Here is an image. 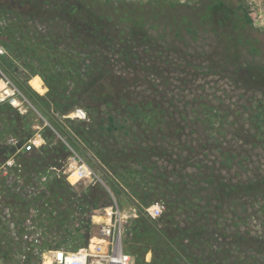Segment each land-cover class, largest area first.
<instances>
[{"label": "rangeland", "instance_id": "rangeland-1", "mask_svg": "<svg viewBox=\"0 0 264 264\" xmlns=\"http://www.w3.org/2000/svg\"><path fill=\"white\" fill-rule=\"evenodd\" d=\"M94 1L105 4L108 0ZM110 1L145 8L159 4L161 10L174 12L163 15L176 18L168 19V24L156 20V24L147 15L144 39H136L126 37L128 26L123 21L110 24L118 21L116 17L96 21L84 13L79 22L77 12L88 4L86 0H0V102L13 100L11 104L23 114V120L0 141L12 159L10 167H0V263H24L17 256L20 245L10 241V224L24 228L33 221L39 229V211L32 207L40 206L45 217V247L55 244L53 238H68L67 246L72 248L85 245L98 234V222H105L113 201L126 216L144 213L146 205L134 195L139 190L135 172L141 170L136 163L147 155L146 146H155L164 151L149 154L152 176H163L144 190L152 194L149 205L161 204L162 215L156 219L144 215L156 230L166 233L165 239L172 238L171 243L165 242L174 251L184 256L193 252L192 263L183 257L177 264H264V189L254 185L264 178V134L257 136L252 118L256 111L264 117V78L244 79L243 74L247 66L264 69V0H221L233 8L239 6L238 14L250 20L239 21L236 33L243 45L231 47L207 23L189 32L186 21H181L186 6L202 9L211 0ZM72 6L75 11L69 13ZM121 37L128 40L126 47ZM252 44L259 49L253 50ZM34 76L40 78L43 91L31 85ZM51 82L54 100L47 93ZM38 100H45L40 110L47 111L59 132L36 108ZM147 103L166 121L162 125L166 141L125 136L127 141L121 130L105 132L107 112L117 110L125 116ZM76 108L85 110L88 120L69 116ZM67 120L88 127L85 138L76 135L73 127L78 124ZM46 127L55 139L45 133ZM37 132H44L54 144L63 142L68 156L58 159L55 167L42 165L43 172L16 170L13 166L22 161L21 145ZM121 146L124 151L116 155ZM220 150H229L235 157L223 162ZM73 152L96 176L73 184L68 181L63 170ZM101 152L111 163L98 156ZM121 172L129 184L121 180ZM55 176L64 180L62 188L55 186ZM239 183L246 184L244 189L230 190ZM222 184L228 185L231 194L217 197ZM58 211L64 214L62 228L69 230L67 235L57 228ZM133 220L126 218L123 223V239L129 243L135 239ZM151 257L147 251L143 260L151 261ZM132 264L141 262L132 256Z\"/></svg>", "mask_w": 264, "mask_h": 264}, {"label": "trees", "instance_id": "trees-1", "mask_svg": "<svg viewBox=\"0 0 264 264\" xmlns=\"http://www.w3.org/2000/svg\"><path fill=\"white\" fill-rule=\"evenodd\" d=\"M86 1L88 2V4L87 3L84 4V9L82 8L80 12L79 11L77 12V16L79 20L81 19V16L84 13H86L90 17L92 16L93 19H95L96 21H110L112 18L116 17L118 18L117 20L119 22L118 21L115 23L111 22L110 24H113L116 26L121 21H123L124 25L128 26L126 29V31L129 32L128 34H126V37L128 38L135 37L136 39H144L143 33L146 30L144 29V24L146 22L147 15L149 16L148 18L154 21L156 24H158L156 20H162V21H165V24H168L169 23L168 19L173 20L176 18L175 15H172V14L163 15L165 14L164 11H168L169 13H174V12L168 8L161 10L162 7L161 5L158 7L159 4H156L155 6H152L149 8L148 7L145 8V6H138L135 4L133 6L132 4H127V3H121L118 6V5H114L113 3H111V1L104 2L105 4L98 3L94 0H86ZM129 6H133L131 9L136 8V12L131 10ZM238 7L239 6H237L236 8L230 7L229 5L223 3L221 0H211L210 2L205 4L202 9H200L197 5H193L192 7L186 6V9H184L183 11L186 13L185 18H182V20L181 19L180 20L182 22L186 21L188 25L186 28H187V31L189 32L193 30L195 31L197 29L196 27L203 29L205 24L207 23L209 25V28L213 32H216L217 34H219L220 38H222L223 41L228 42L229 47L232 46L231 44L243 45L244 40H242V37H239L236 33L238 32L237 29L241 27L239 21L244 19L246 23H250V20L245 15L241 16L240 13L238 14V9H239ZM72 11H75V6L71 7V10H69V13H72ZM98 12H104V13H98ZM118 13L123 14L124 17L118 16L119 15ZM79 22H81V20ZM219 27L223 28V30L219 31L218 30ZM231 31L233 32L231 33ZM100 36H102V34ZM127 41L128 40L126 38H122L121 42L123 46L124 45L125 47L127 46ZM250 46L255 51L259 49V47L255 46L254 44ZM243 74H244V79L247 77L250 79H255V78L261 79L262 77L264 78V69H261V68L257 69V68H252L250 66H247ZM47 78L50 81H53L52 76H49ZM47 87H48L47 93L48 94L51 93V95L49 96H52V93H54V91L52 90L53 88H55L53 82L48 83ZM37 96L39 97V95ZM40 98H43V97L40 96ZM51 99L54 100L53 96ZM42 103H45V100H42L41 103L38 100V104H36V108L38 110L42 108L41 106ZM54 105L55 107L57 106L56 103ZM144 105H145L144 109L142 108L137 109L138 108L137 107L135 109H132L131 112H129V114H126L125 116L121 115L120 111L118 112L117 110H114L113 113L107 112V121H108L107 123L108 124L104 126L105 132L109 133L111 131L113 132L114 130H117V131L121 130L124 136L123 139L127 141H128L127 137H131L132 139L146 138L148 140L159 138V140L163 139L166 141L167 136L163 132L164 128L162 126L166 121L164 120V118L159 116L162 114H159L158 112H156L154 110V106L153 105L150 106V103H147ZM40 111L43 113V116L46 118L47 122L58 131V129L55 127L56 123L50 119L47 111L46 110H40ZM89 111L91 112L90 109ZM58 113L60 115L65 114V112H63L60 109L58 110ZM22 116L23 114H21V112L17 108H15L8 100L0 102V141L3 137L7 136L10 133L11 129L14 126H16L20 122L19 120H23ZM252 118H253L254 126L256 128L257 136L261 137L262 134H264L263 113L261 114L260 111H256ZM121 120L123 121V123ZM124 120L129 121V122L125 124ZM67 121L69 122V124L74 123L69 120ZM74 124H78L73 127L75 129L76 135L82 138H85L83 134L84 132L88 130L87 129L88 127L82 125V123L79 124V122L74 123ZM101 128H103V126H101ZM219 129H217V131L221 133L222 132L221 128ZM46 131L50 134L52 139L56 138L55 133L51 130L50 127H46L45 133ZM158 133H162V134L158 136ZM42 135L45 140V143L39 149H32V151H22L20 154H18L19 156H21L22 161L20 162L21 165L18 162L15 163V166L13 167L16 170L26 169L28 173H30L29 171H33L37 169L36 171L43 172L45 171V167L43 166L51 165L55 167V164L57 163L58 159L66 158L68 156L69 148L63 142H61L60 140H57L54 144L52 143V141L46 138V136L44 135V132ZM123 143H125L126 145H130L128 144L129 142H126V141H123ZM146 147L148 148V150L147 148H144L143 150L147 152V155L141 159H138L136 163L137 165H140L141 170L140 171L136 170L137 172H135V174H137L138 176L137 179L139 181V190L134 191V195L139 198L141 203H144L147 206L150 204V202L147 203V201L150 199V197H152V194H150L147 189L144 190V188L145 187L147 188L150 185V183L153 181V179H157L163 176L160 173L157 177L152 176L153 174L152 164H150V161H149L150 159L149 154L150 155L154 153L162 154L164 150H160V148L157 149L155 146H149V147L146 146ZM124 148H125L124 146H121L118 150H116V155L117 154L121 155L122 154L121 152L124 151L123 150ZM139 152H141V150ZM221 152H222L221 158L223 162H225L226 159L228 161H231L232 158L235 157V154L231 153L229 150H225V151L222 150ZM50 153H52V155H50ZM10 154L11 152L5 151V149L1 147L0 145V167L4 163V161L8 157H10L9 156ZM109 154L111 155V153ZM98 156L101 159L105 160L106 162L111 163V160L109 159V156L107 154H103L101 152V153H98ZM38 161H41L43 163L41 165H38ZM125 169L131 170V167H124L123 170ZM129 173L131 174V171H129ZM119 175H121L120 176L121 180L129 184V182L125 180L127 176H125L123 172H121V174L119 173ZM55 178H56L55 186L62 188L64 180L58 179L57 176H55ZM130 179H134V173L132 174ZM258 184L260 185V187H257L256 189L259 191H262L264 189V178L263 177L259 178L257 183L254 185H258ZM245 186L246 184L239 183L234 188H230V190L232 191L237 190V189L241 190V189H244L243 187ZM97 188L102 189L100 188V186H98ZM228 191H229L228 185L222 184V189L220 190V192H218L217 197H222L223 195H226V194L230 195L231 193ZM247 191L248 190H244V193H246ZM101 192L103 194H106L105 190L103 189ZM67 213H69V211H67L66 214ZM142 213L139 212V215L133 220V226H134L133 233L135 235L133 237H135V239L132 241V243H129L127 239H123L122 243H123L124 251L129 253L133 257L134 256L138 257V260L141 262V264H177V262H179L183 257H184L183 259H185L187 263L188 261L189 263H192L191 260L195 259L193 252L188 253L187 251L186 255L184 256L181 251L180 252L174 251L173 245L167 244V242L171 243L172 238L168 237V239H165L166 233L160 230H156L152 226L151 221H149L150 219H148V217H146L144 213L143 214ZM57 215L59 217L56 221L58 222L57 228L59 231L63 230L64 235H67L69 233V230L62 228V215L64 214L58 211ZM54 217H56V215H54ZM160 235H162V237ZM166 240L167 242H165ZM62 241L63 239H61V241L58 240L55 242L54 245L60 246L62 244ZM74 247H77V246L75 245L73 246V248ZM147 251H151L152 253L151 261L143 260L144 254Z\"/></svg>", "mask_w": 264, "mask_h": 264}, {"label": "built area", "instance_id": "built-area-1", "mask_svg": "<svg viewBox=\"0 0 264 264\" xmlns=\"http://www.w3.org/2000/svg\"><path fill=\"white\" fill-rule=\"evenodd\" d=\"M10 103L14 105L15 102L11 100ZM69 116L79 120H88V116L82 108L74 109ZM44 143V138L37 132L33 137L27 139L20 149L31 151L39 149ZM11 165V158H7L3 163L6 169ZM63 171L67 172V179L71 184L96 176L90 166L75 152L68 157ZM72 175L74 176L73 181L70 179ZM36 189L35 191L42 193L39 188ZM32 210L39 211V229L34 226L37 224L33 221H28L30 225L24 228H21L20 225L12 226L10 224V241L20 245V252L17 256L22 263L24 262L23 264L30 262L32 258H39V261L32 262V264H132V256L123 249V223L126 218L137 217L136 212L126 216L113 201L107 212V221L98 223V234L89 237L85 245L72 248L67 246L68 238H64L63 244L60 246L53 244L50 247H45L43 245L46 226L44 214L41 213L40 206L39 209L32 207ZM143 211L151 219H156L162 215V206L159 202H154L144 207ZM30 215L34 216L35 212ZM8 218L10 220L9 216ZM54 241L57 240L53 238L52 242Z\"/></svg>", "mask_w": 264, "mask_h": 264}, {"label": "bare ground", "instance_id": "bare-ground-1", "mask_svg": "<svg viewBox=\"0 0 264 264\" xmlns=\"http://www.w3.org/2000/svg\"><path fill=\"white\" fill-rule=\"evenodd\" d=\"M30 83L31 85L37 89L38 91H43V87H42V83L40 81V78L38 76H34L32 77V79H30ZM70 178L74 179V176L72 175ZM98 218V217H96ZM99 219V218H98Z\"/></svg>", "mask_w": 264, "mask_h": 264}, {"label": "crops", "instance_id": "crops-1", "mask_svg": "<svg viewBox=\"0 0 264 264\" xmlns=\"http://www.w3.org/2000/svg\"><path fill=\"white\" fill-rule=\"evenodd\" d=\"M93 217H97V215H93ZM100 217H101V216H100ZM106 220H107V218H106ZM106 220H105V221H106ZM98 223H99V222H98Z\"/></svg>", "mask_w": 264, "mask_h": 264}]
</instances>
